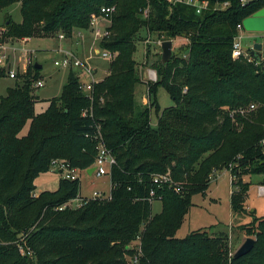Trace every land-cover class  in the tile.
Segmentation results:
<instances>
[{
  "label": "trees",
  "instance_id": "1",
  "mask_svg": "<svg viewBox=\"0 0 264 264\" xmlns=\"http://www.w3.org/2000/svg\"><path fill=\"white\" fill-rule=\"evenodd\" d=\"M224 1L228 7L215 9ZM206 3L196 14L193 7L169 0H0V12L19 4L21 15L20 23L5 19L0 44L37 34L71 37L73 30L90 29L102 7H114L109 36L99 49L115 55L91 97L79 89L77 71L69 69L60 96L36 114L31 87L39 75L33 66L21 75L22 84L16 82L0 98V264H131L137 236L139 264H264V216L257 218L245 207L250 185L243 182L244 176L264 174L259 145L264 137V72L231 57L237 26L264 8V0ZM142 28L164 41L186 39L187 46L182 55L158 63L156 81L146 84L148 106L138 109L134 54ZM5 76L0 65V79ZM159 88L173 106L159 110ZM251 103L259 104L258 111L235 115L234 121L224 111ZM153 108L155 126L150 122ZM101 142L115 161L108 173V200L70 207L80 196L79 178L60 177L56 190L34 195L35 180L50 172L53 161L87 171ZM220 166L232 177V213L253 216L237 227L255 240L252 250L238 259L225 233L197 230L175 237L192 197L206 195ZM166 172L182 184L179 193L153 186L151 176ZM152 188L162 204L154 215L148 201Z\"/></svg>",
  "mask_w": 264,
  "mask_h": 264
},
{
  "label": "rangeland",
  "instance_id": "2",
  "mask_svg": "<svg viewBox=\"0 0 264 264\" xmlns=\"http://www.w3.org/2000/svg\"><path fill=\"white\" fill-rule=\"evenodd\" d=\"M251 1V0H248ZM20 5L14 4L0 12V27H4L5 19L20 23ZM94 25L95 29H103L108 23L99 19ZM109 26V25H108ZM79 29L72 31L71 37L65 33H54L51 36L37 34L32 38L6 39L0 48V59L4 63L6 76L0 79V98L5 96L8 88L14 87L15 83L22 84L21 73H27L28 68L34 64L40 65L38 70L39 80L43 82L42 88H36L32 85V96L35 97V113L40 114L45 111L48 101L58 98L62 87L66 82L69 69L56 67L54 62L62 57V50L74 51L82 60L87 61L95 69V81H101L107 74L109 61L94 55V50L99 48V42H93V35L89 31ZM62 35L64 39H60ZM242 43L244 48H248L253 43L264 44V31H242ZM26 39L27 42H24ZM164 39L160 36L148 35L146 29L142 28L136 38V53L134 60L137 63V73L140 83L135 86L134 102L138 109L148 106L147 83H154L155 75L157 79L156 66L161 61V49L159 43ZM172 54L182 55L186 47L183 38H176L172 41ZM78 45H82L77 48ZM1 65V64H0ZM17 74L16 78L10 79L8 71ZM75 70V69H73ZM77 71V70H76ZM79 72V71H78ZM77 72V73H78ZM150 73L152 76L150 77ZM31 76L34 72L30 71ZM18 77V79H17ZM84 80L86 77H84ZM159 110L173 106V101L163 88H159L156 93ZM156 110L153 108L150 113V122L152 126L157 123ZM27 126L23 129L24 134ZM56 168H51L50 172L42 174L35 181L36 190H56V179L58 174ZM80 180V196L90 197L93 192H99L106 196L110 193V177L107 173L104 176L97 177L95 174L89 175L86 171L77 173ZM61 176V174H60ZM208 191L205 196L194 195L191 199V207L184 218L180 229L176 232L177 239L185 238L189 233L197 230L207 231L209 234L225 233L229 237L230 251L233 255L235 251L243 244L247 238L244 233L237 229V226L245 225L253 221L250 214H234L230 206V193L233 191L231 185V174L227 169H221L214 172L211 176ZM243 182L249 183V191L246 195L245 207L249 211H255V217L264 216V195L258 193V187L264 188V174H251L243 177ZM44 185L41 187V185ZM75 204V203H74ZM160 199L151 204L152 214H158L161 211ZM233 225V226H232ZM233 228H232V227Z\"/></svg>",
  "mask_w": 264,
  "mask_h": 264
},
{
  "label": "built area",
  "instance_id": "3",
  "mask_svg": "<svg viewBox=\"0 0 264 264\" xmlns=\"http://www.w3.org/2000/svg\"><path fill=\"white\" fill-rule=\"evenodd\" d=\"M172 4H184L190 7H193L195 9L196 14H200L202 10L206 8V1L204 0H169ZM241 5H245L248 1L247 0H239ZM229 3L227 1L221 2V3H216L215 4V9H224L228 7ZM114 12V7H102L99 11V16L94 18L91 27H90V32L93 35V42L98 41L99 44L103 39L108 38L109 32L107 30V27L110 22V18ZM144 16L147 15V11H144L143 13ZM99 19L102 21H105L108 23L106 27H104L103 32L101 29H95L94 25L98 23ZM0 29V34L2 33ZM237 31L238 34L237 36L233 39L232 43V49H231V57L234 59H243L247 63L252 64L257 72H264V44H261V49L256 50L254 49V45L256 43L251 44L248 48H244L243 43H242V24H239L237 26ZM60 39H64L62 35L59 36ZM24 42H27L26 39H24ZM161 42L159 43V45ZM3 44H0V48L2 47ZM258 53L259 56H252L251 53ZM62 57L60 60H57L54 62V65L56 67H61V68H66V69H75L77 70L78 74V81H79V89L87 95L88 97H91L92 91H93V85L97 83L95 81V69H93L87 61H82L74 51L70 50H62ZM94 55L100 56L101 58H104L108 61L112 60L115 55H112L111 53H108L107 51L100 50L99 48H96L94 50ZM0 64L2 67H4V63L0 59ZM25 72L21 73L23 75ZM7 75L10 79H14L16 76V73L13 71H8ZM150 77L152 76V73L149 74ZM84 77L88 80H84ZM154 78V81L156 80L155 75L152 76ZM43 82L40 80H37L34 83V87L36 88H42ZM259 109V104L256 103H251L248 106L244 107H239V108H233V109H225L224 111L226 112L227 116L231 118L234 121L235 115L239 116H246L250 115L254 112H257ZM84 112V116H85ZM262 152L264 153V137L260 140L259 143ZM97 156L95 159L94 163V172L97 177H101L109 173L110 168L112 165H114L115 161L114 158L111 156L110 152L105 148L104 144L101 142L98 147H97ZM51 168H56L58 172H60L61 177L74 180L79 178L78 171L72 170L68 167V165L62 161H53L52 162V167ZM212 176V175H211ZM212 178H210L211 180ZM151 181L153 186L155 188L159 187H168L169 189H173L175 193H179L180 190L182 189V184L176 183L173 181L171 175L169 172L163 173V174H153L151 176ZM258 193L260 195H264V188L262 186L258 187ZM109 195L101 194L99 192H93L90 197H81L79 196L77 199L72 200L68 203V205L72 208H78L82 205H86L89 201L91 200H108ZM160 199L159 197L157 198L155 195V190L152 188L149 191V196H148V201L151 203L155 200ZM75 203V204H74ZM132 248L134 250V255L131 258V264H139L140 257L142 255L141 253V243H140V236H137L134 242L132 243Z\"/></svg>",
  "mask_w": 264,
  "mask_h": 264
},
{
  "label": "water",
  "instance_id": "4",
  "mask_svg": "<svg viewBox=\"0 0 264 264\" xmlns=\"http://www.w3.org/2000/svg\"><path fill=\"white\" fill-rule=\"evenodd\" d=\"M207 1V0H204ZM217 1V0H213ZM243 27L247 31H264V8L258 10L255 12L253 15L250 17L246 18L243 21ZM172 41H163L160 44V49H161V63L166 64L170 61L172 57ZM254 49L260 50L261 49V44L256 43L254 45ZM252 56H259L258 53H251ZM35 69L39 70L41 69L40 65L34 64L33 65ZM223 169V166H220V170ZM95 168L92 167L88 169L86 172L91 175L94 172ZM255 240L252 238H246L243 244L235 251V253L232 255L234 259H238L246 254H248L253 246H254Z\"/></svg>",
  "mask_w": 264,
  "mask_h": 264
},
{
  "label": "crops",
  "instance_id": "5",
  "mask_svg": "<svg viewBox=\"0 0 264 264\" xmlns=\"http://www.w3.org/2000/svg\"><path fill=\"white\" fill-rule=\"evenodd\" d=\"M247 1H248V0H247ZM98 22H101V21H98ZM104 22H105V21H104ZM106 23H107V22H106ZM106 26H107V24L105 25V27H106ZM77 30H78V29H77ZM243 30H246V29L243 27V24H242V31H243ZM74 31H76V30H74ZM79 32H80V30H79ZM183 40L185 41L186 46H187V41H186V39H183ZM80 46H82V45H78L77 48L80 47ZM107 73H108V72H107ZM106 75H107V74H106ZM57 174H58V178L56 179V185L58 186V180H59V178H60L61 176H60L59 173H57ZM37 179H38V178H37ZM37 179H36V180H37ZM36 180H35V181H36ZM34 183H35V182H34ZM43 186H45V184H44V185H43V184L41 185V187H43ZM57 186H56V187H57ZM43 191H48V190H41V191H39V190H36V189H35L34 195L37 196L39 193H41V192H43ZM49 191H53V190H49ZM207 191H208V190H207ZM230 194H231V193H230ZM247 209H248V208H247ZM232 226H233V225H232ZM232 226H231V227H232ZM237 227H238V226H237ZM232 228H233V227H232Z\"/></svg>",
  "mask_w": 264,
  "mask_h": 264
}]
</instances>
